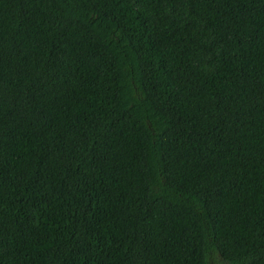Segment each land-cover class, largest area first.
Here are the masks:
<instances>
[{
	"label": "trees",
	"instance_id": "1",
	"mask_svg": "<svg viewBox=\"0 0 264 264\" xmlns=\"http://www.w3.org/2000/svg\"><path fill=\"white\" fill-rule=\"evenodd\" d=\"M0 264H264V0H0Z\"/></svg>",
	"mask_w": 264,
	"mask_h": 264
}]
</instances>
